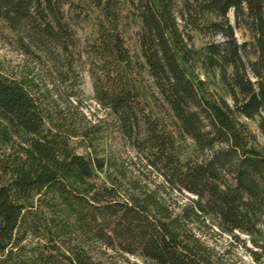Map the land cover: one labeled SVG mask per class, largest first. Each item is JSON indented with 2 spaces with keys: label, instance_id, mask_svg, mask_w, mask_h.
Here are the masks:
<instances>
[{
  "label": "trees",
  "instance_id": "trees-1",
  "mask_svg": "<svg viewBox=\"0 0 264 264\" xmlns=\"http://www.w3.org/2000/svg\"><path fill=\"white\" fill-rule=\"evenodd\" d=\"M0 22L31 65L0 66V264H222L215 233L264 260V148L248 125L264 140V0H0ZM190 33L219 41L196 50ZM84 68L102 117L84 112Z\"/></svg>",
  "mask_w": 264,
  "mask_h": 264
},
{
  "label": "rangeland",
  "instance_id": "rangeland-1",
  "mask_svg": "<svg viewBox=\"0 0 264 264\" xmlns=\"http://www.w3.org/2000/svg\"><path fill=\"white\" fill-rule=\"evenodd\" d=\"M185 0H174L177 8L181 5V3ZM229 20L231 24H233V20L231 15L229 16ZM139 25L138 23H134L132 19L129 17L123 23L122 28V37L124 41L125 48L129 51L131 55L138 53V46L136 43L135 34L138 32ZM77 37L80 40L81 46L84 44L93 41L95 36L93 35V30L90 23H79L77 26L74 27ZM192 45L194 49L199 50L204 47L207 43L212 41H219V38L214 40L208 38H202L196 33H190ZM234 37L237 44H243L249 42V36L243 30H235ZM12 40V35L6 29L3 23L0 22V66L7 72V73H15L18 72L22 67L29 65V61L27 58L23 57L16 47L14 46ZM31 66V65H29ZM198 77L204 81V78L201 76L199 71H196ZM144 80L147 85H150V81L144 76ZM207 89L209 92L214 94L218 97L225 98L223 94V89L217 80H208ZM81 99L84 105V112L87 116L89 114H94L96 117H102L103 111L96 105L93 92L91 81L88 77L86 69L82 70L81 73ZM140 92V99L148 106L152 115L157 118H162V115H158L156 110L153 108V105L147 95L143 92ZM252 132L257 136L258 143L264 148V140L260 138L257 130L256 125L253 123H248ZM186 150L184 154L181 156L182 159H186L192 156L193 154V147L192 144L187 141ZM119 150V149H118ZM123 158H127L133 160L134 155L128 150L117 151ZM189 197V196H188ZM181 203H186V200H181ZM209 240V245L214 247L216 252L222 256V264H257L253 261L250 254L255 250L249 243V239L243 235H236L237 241L232 240L227 236H221L219 233H215ZM109 258L108 261H111L112 264H142V262L137 258H129L126 256H121L115 253L108 252L107 255ZM258 264H264V260L261 258Z\"/></svg>",
  "mask_w": 264,
  "mask_h": 264
}]
</instances>
